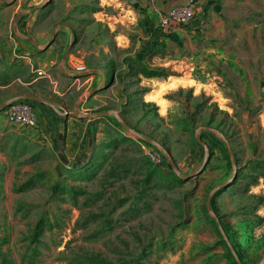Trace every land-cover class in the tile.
Wrapping results in <instances>:
<instances>
[{
	"label": "rangeland",
	"instance_id": "rangeland-1",
	"mask_svg": "<svg viewBox=\"0 0 264 264\" xmlns=\"http://www.w3.org/2000/svg\"><path fill=\"white\" fill-rule=\"evenodd\" d=\"M186 1L0 0V264H264V0Z\"/></svg>",
	"mask_w": 264,
	"mask_h": 264
},
{
	"label": "built area",
	"instance_id": "built-area-1",
	"mask_svg": "<svg viewBox=\"0 0 264 264\" xmlns=\"http://www.w3.org/2000/svg\"><path fill=\"white\" fill-rule=\"evenodd\" d=\"M195 15V0H187L178 6H173L165 12L160 21L161 28L166 30L169 27L189 25ZM39 76L46 73L42 69H35ZM5 118L16 125L32 129L39 125V116L35 105L26 98H17L7 105L3 110ZM145 154L155 164H165L166 155L164 152L155 149L153 146H144Z\"/></svg>",
	"mask_w": 264,
	"mask_h": 264
},
{
	"label": "crops",
	"instance_id": "crops-1",
	"mask_svg": "<svg viewBox=\"0 0 264 264\" xmlns=\"http://www.w3.org/2000/svg\"><path fill=\"white\" fill-rule=\"evenodd\" d=\"M208 6L212 5V9L208 10ZM36 5H34L35 7ZM32 7V8H34ZM220 13L219 11V6H216L212 0H195V15L193 20L189 25L185 26H177V27H170L169 29L165 30L166 36L173 37L175 38L176 41L182 42L189 40L191 41L192 39H188V37L191 38H196V36H201V34L205 33H211L210 30L208 29L209 25H204V19H206L208 16H216ZM219 20L220 23L224 22L223 15H219ZM191 33V35H190ZM33 44H35L33 42ZM48 46V45H46ZM43 48L41 45L35 44L34 49H39ZM29 100V99H28ZM37 107V113L42 111L41 106L36 105ZM49 118H52V116H49ZM60 120V119H59ZM55 122V121H54ZM57 124H60V122L57 120ZM56 126V125H55Z\"/></svg>",
	"mask_w": 264,
	"mask_h": 264
},
{
	"label": "water",
	"instance_id": "water-1",
	"mask_svg": "<svg viewBox=\"0 0 264 264\" xmlns=\"http://www.w3.org/2000/svg\"><path fill=\"white\" fill-rule=\"evenodd\" d=\"M53 41V39L48 43V45H50V43ZM28 98H31V97H26V99H28ZM34 99H37V100H42V99H40V98H38V97H34ZM12 102V100H10L9 102H7V103H5L3 106H2V108H5L7 105H9L10 103ZM72 113L73 114H75V115H77V116H80V113L77 111V110H73L72 111ZM151 142V141H150ZM57 146H58V151L60 152V146H61V141L59 140L58 141V143H57ZM229 152H230V154H231V149L229 148ZM60 158H61V160L65 163V164H67V165H69V166H78V164H79V162H70L68 159H66L61 153H60Z\"/></svg>",
	"mask_w": 264,
	"mask_h": 264
},
{
	"label": "trees",
	"instance_id": "trees-1",
	"mask_svg": "<svg viewBox=\"0 0 264 264\" xmlns=\"http://www.w3.org/2000/svg\"><path fill=\"white\" fill-rule=\"evenodd\" d=\"M4 110V109H3ZM81 165V162H79V164H78V166H70V167H75V168H77V167H79Z\"/></svg>",
	"mask_w": 264,
	"mask_h": 264
}]
</instances>
